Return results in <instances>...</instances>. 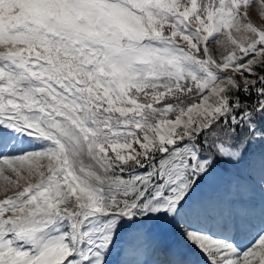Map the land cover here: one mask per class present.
<instances>
[{"label": "snow or ice", "instance_id": "1", "mask_svg": "<svg viewBox=\"0 0 264 264\" xmlns=\"http://www.w3.org/2000/svg\"><path fill=\"white\" fill-rule=\"evenodd\" d=\"M257 142L264 0H0V264H264V201L196 198Z\"/></svg>", "mask_w": 264, "mask_h": 264}, {"label": "rangeland", "instance_id": "2", "mask_svg": "<svg viewBox=\"0 0 264 264\" xmlns=\"http://www.w3.org/2000/svg\"><path fill=\"white\" fill-rule=\"evenodd\" d=\"M251 161H254V164H252V168H251V177L256 187L254 188L251 186L252 184H248L250 185L248 192H250L251 196L254 197V200H252V197H249L243 193V190L240 186V179L236 177L235 174L233 173L234 169L230 167L231 170H223L217 166L216 171L211 176L212 177L219 176L220 181L228 183V186L224 187V189L222 190V194H223V198H222V196H220V194L217 192V190H219V184L216 182V184L210 187L211 189L210 193L204 192V194L207 196L205 203L211 202L213 204V202L214 203L216 202L215 205H217L220 201H222L225 203L224 205H222V208L228 209L231 206V202H233L235 199H238L239 195L240 197H242L243 195V197L246 200L255 202L257 205L261 201H264V178H262L261 166L259 165V162H256L253 159H251ZM230 166L233 167V164H230ZM202 186L203 184L200 187ZM194 222H196V218H194ZM199 222L202 223L203 221L199 220ZM182 223L183 222H181V224ZM144 229L146 232L150 234L154 242L156 240H159L160 242L165 241V239L167 238L166 237V234H167L169 235V237L173 238L174 240H177V242H180L182 243V245L187 246L190 249L189 250L186 247L188 249L187 251L189 252L191 251L193 256L195 257L198 256L199 258L202 259V257L197 255L195 251L192 249L191 245H189L187 241L183 238V236L181 235V232L174 229L172 226L166 225V224H160L157 222H148L147 224L144 225ZM158 245L159 247H163L161 243H159ZM114 254H115V257H114L115 260L120 258V256L117 253H114ZM139 257L143 258L144 256H139ZM131 258L135 259L134 256Z\"/></svg>", "mask_w": 264, "mask_h": 264}, {"label": "bare ground", "instance_id": "3", "mask_svg": "<svg viewBox=\"0 0 264 264\" xmlns=\"http://www.w3.org/2000/svg\"><path fill=\"white\" fill-rule=\"evenodd\" d=\"M209 182H211V179H210V177H209V180H208ZM206 182V181H205ZM207 185H209V184H205L204 185V189L203 190H205V191H207L208 189H209V187L207 186ZM200 188L198 189V191H197V193H196V198L198 199V195H200L199 194V192H200ZM208 200V199H207ZM216 203V202H215ZM237 203V202H236ZM247 204H249L248 202H245L244 203V205H247ZM228 206V205H227ZM167 236H169V235H167L166 234V237ZM165 243H167V244H165V248H168L169 250H170V252L171 253H179V254H181L183 257L184 256H192V253L190 254V252L189 251H187L188 249L186 248V246H184V245H182V244H180V243H177V242H175V241H173V240H168L167 242H165ZM203 259V258H202ZM187 260H189V261H191V258H189V259H187ZM118 262L117 261H112V264H117ZM200 264V263H199Z\"/></svg>", "mask_w": 264, "mask_h": 264}]
</instances>
